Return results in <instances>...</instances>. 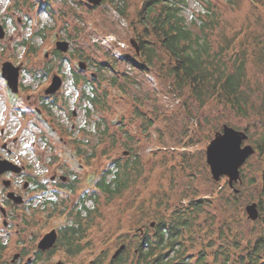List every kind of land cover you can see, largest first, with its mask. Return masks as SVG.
<instances>
[{"label":"rangeland","instance_id":"rangeland-1","mask_svg":"<svg viewBox=\"0 0 264 264\" xmlns=\"http://www.w3.org/2000/svg\"><path fill=\"white\" fill-rule=\"evenodd\" d=\"M38 2L23 0L22 5L21 0H0V20L5 22L9 34L0 42L2 58L13 63L22 60L32 69L40 66V93L50 84L49 77L53 73L61 78L57 98L62 103L52 105L48 112L49 122L55 123L56 130L52 131V123H40V156H32L30 149L31 142H37L36 135L30 131L23 133L30 170L36 173L40 169L42 174V163L45 164L49 158L54 160L60 154L72 156L68 144L59 142V135L69 145L74 137L77 138L73 146L76 151L79 146L86 168L92 169L94 174L97 171V178L102 172H107L110 158L114 156L123 161L138 155L140 170L135 173L129 187L111 201L97 192L98 202L90 205L97 209L87 219V231L83 238L87 246L81 255L64 252L65 245L60 243L52 247V253H41L39 262L53 264L60 259L63 264H89V260L98 258L102 264H109L113 251L122 241L131 240L132 234H139L143 226L148 233L151 230L149 223L157 221L162 214L169 218L174 209L184 207L191 199H207L193 223L197 224L194 236L209 240L208 243L219 251L226 249L229 252L227 264H242L238 255L245 253L242 249L245 243H252L259 235L264 238V208L258 209V217L254 220L248 217L245 209L247 204L259 201L263 157L256 150L241 166L240 179L230 186L225 176L218 181L212 178L205 147L224 123L245 129L249 135L247 142L254 147L256 144L263 145L264 114L253 111L264 106V0L257 3L254 0H213L217 25L209 34L214 47L219 51L220 46L228 45L222 53L225 61L235 53L246 59L245 89L252 105L248 116L244 117L214 100L201 106L186 94L178 97L171 90L169 81L154 68L145 70L127 59L137 54L130 42L135 39L130 27L131 21L136 20L142 0H102L100 5H92L87 0H40V12ZM124 5L125 16H122L116 6ZM204 7L197 0H188L186 17L189 19L196 14L205 16ZM16 18H22L23 25L20 22L17 24ZM29 19H38L40 41L32 33L34 23L29 28L26 26L30 23ZM23 39L29 43L26 48L18 45ZM56 39L69 42L68 50L60 56L54 54ZM45 52L48 54L45 55ZM113 57L117 59L114 61ZM78 60L87 65L83 71L87 77L91 71L96 74L95 87L108 92L107 106L101 112L98 102L95 104L98 110L91 108L90 101L82 99L81 88L74 86L71 71L77 70ZM137 60L140 62V59ZM154 67L158 68V64ZM114 74L120 77L117 81L122 86L119 93L116 86L110 85ZM22 80L31 83L27 75L23 74ZM87 106L89 115L85 111ZM72 108L76 111L74 117ZM100 113L105 115L112 128L116 127L117 121H121L133 140L129 141L124 132L119 131L108 152L107 147L113 137L111 132L107 135L101 133L102 127L98 123ZM41 132L46 133V138L43 137L45 142L41 139ZM128 148H131V154ZM48 169H51L50 165ZM48 211L42 207L28 209V220L20 225L22 231L19 232L18 242L15 236L14 242H7L4 250L0 251V264H33L36 257L33 251L37 250L41 236L54 226H60L63 232L69 218L75 214ZM226 220L230 230L222 231ZM234 238L239 239L237 247L233 245ZM138 239L132 240L134 244L129 245L131 251ZM182 242V248L186 249L189 242L184 238ZM14 248L16 252L25 248V253L19 260L11 262ZM171 252L174 253L172 249ZM176 254L169 258L167 264L178 261ZM26 256L29 259L27 263ZM208 257L207 264H219L223 259L221 254L216 262L211 261L212 255Z\"/></svg>","mask_w":264,"mask_h":264},{"label":"trees","instance_id":"trees-1","mask_svg":"<svg viewBox=\"0 0 264 264\" xmlns=\"http://www.w3.org/2000/svg\"><path fill=\"white\" fill-rule=\"evenodd\" d=\"M197 1L205 6V16L196 14L197 16L191 15L188 19L185 14L188 0H142L141 6L137 11L136 20L131 21L130 27L138 42V55L140 56L138 57L136 54L135 57L127 59L142 69L154 68L160 76L169 81L171 90L178 97H183L186 94L201 106L214 100L218 104L233 110L239 116H248L252 104L245 89L247 84L246 59L244 56L242 59L238 53L231 56L228 61L223 59V50L225 51L228 45L220 46L218 51L214 47L213 40L209 34L217 25V17L213 15L215 12L214 2L213 0ZM254 2L257 3L258 0H254ZM116 8L122 16H125V5L124 7L116 6ZM55 52L56 50L54 54ZM241 54L243 55L244 51ZM55 55L60 56L61 54ZM112 59L116 60L114 57ZM137 59H140V62ZM155 64H158V68L154 67ZM109 66L114 65L110 64ZM116 77L115 74L112 75L110 85L116 86L119 93L122 86L117 84L120 77ZM76 78L80 77L76 76ZM84 88L81 91L82 97L90 101L91 108H97L98 110L95 105L98 102L102 107L100 112L105 109L108 92L96 88L95 85H89V90ZM85 111L86 115H89L88 106ZM253 112L264 114V106ZM98 121L99 126L102 127L101 133L107 135L111 132L110 135L113 137L107 147L108 152L109 150L111 151V145L117 140L116 134L119 131H123V135H126L129 141L133 140L130 133L124 129V124L120 123L121 121H117L114 125L116 127L112 128V124L109 123L103 113H100ZM93 126H96V124ZM261 140L263 145L256 144V148L264 161V134ZM100 141L102 142V139ZM128 151L130 154L132 153L131 148H128ZM75 152L77 154L81 152L78 145ZM102 152L104 153V149ZM138 159V155H133L132 158L127 157L123 161L119 156L110 158L107 169L109 173L107 181H104L105 178L96 184L100 191H104L107 194L108 201L121 195L132 183L135 173L140 172ZM98 196L99 194L94 190L92 198L95 203L98 202ZM203 201H207V199H191L184 207L181 206L174 209L169 214V218L162 214L156 221V232L159 233V236L153 239L146 233V236L142 237L141 241L136 245L140 250L141 257H147L151 251L163 243L162 249H172L174 253H177L178 261L173 264H207L206 259H209V255H212L211 261L216 262L220 254L223 255V259L219 264H227L229 252L226 249L219 251L218 248H213L208 243L209 240L205 241L194 236L197 232V224L194 225L193 223L198 219L197 212L203 207ZM257 206L259 210L264 208V166L261 170ZM96 209L91 208L88 211L90 216ZM52 212H56V208H53L50 213ZM79 216L80 211L77 213V218L73 217L72 222L66 226L67 229L64 231L65 233H70L72 237L83 231L81 219L85 216ZM86 216H89V213ZM210 217V219L214 220L213 216ZM224 222L227 227L223 226V230L221 227L220 229L224 231V229L229 228L230 230L228 221ZM206 232L209 231L207 230ZM182 238H184V241L187 240L189 242V246L186 249L182 248L184 244ZM238 241L239 239L237 238L233 239L235 247H237ZM249 242L243 246L242 249L245 253L238 255V260L242 264H264L263 236L259 235L252 243ZM35 253L36 257L33 260V264H43L39 262L40 252ZM174 253L172 254L173 257H175Z\"/></svg>","mask_w":264,"mask_h":264},{"label":"flooded vegetation","instance_id":"flooded-vegetation-1","mask_svg":"<svg viewBox=\"0 0 264 264\" xmlns=\"http://www.w3.org/2000/svg\"><path fill=\"white\" fill-rule=\"evenodd\" d=\"M38 1L37 7L40 12V0ZM22 2L23 0H21V4ZM8 16L12 17V14H8ZM29 20L30 23H27L26 26L29 28L34 23L31 30H33L34 37H37L40 41V24L38 23V19L37 21L35 19ZM15 21L17 24L21 23L23 25L22 18H16ZM0 25L3 32V36L0 37L1 42L9 34L5 22L0 20ZM28 44L27 40L24 39L18 42V45L24 48ZM7 47L11 48L9 45ZM55 50V54H63V52L58 51L56 48ZM2 57L0 54V251L2 252L4 250L7 242H14L13 236L16 237V241L18 242L19 232L22 231L20 225L28 220V209L34 210L42 207L44 210H49L48 213L53 208H56V212L61 214L67 213L69 215L71 212L75 213L69 218L68 224L72 222L73 217L77 218L78 211H80V216H85L81 219L83 231L74 237L70 233L64 232L68 224L64 226L63 232H61L60 226L51 227V229L56 230L57 234L53 246L64 243V252L71 255H81L84 252V247L87 246L86 240L83 241L86 235L87 219L89 217L86 215L87 213L90 215V212H88L91 209L90 205L92 206L95 203L92 194L95 190L107 198V194L104 191H100L96 184L105 178L104 181H107L108 174L107 172H102L101 177L97 178V171L94 174L92 169L86 168L85 158L80 154L81 152L79 154L75 152L73 141H76L77 138L75 139L74 137L70 141L71 146L61 135L58 137L59 142L68 144L72 156L60 154L54 160H52L53 158H49L45 164L42 163V167H44L42 174H40V169L36 173L30 170L27 160L29 155L23 133L25 134L30 131L31 134L36 135L37 142L32 141L30 149L32 150V156H40V123L44 121L50 123L48 112L51 110L52 105H56L59 102L62 103L57 98V93L60 88L50 94L45 93V88H43L40 93V66L32 69L22 60L13 63ZM79 61L76 63L77 70L72 69L71 75L75 79L74 86L79 89L81 88L82 91L84 87L86 89L89 85H95L97 77L92 71L89 72L87 77V73H83L87 69V65L84 68H80L78 66ZM6 63H10L12 72L14 70L17 71L16 80L9 79L6 75ZM23 74L29 77L31 83L22 80ZM46 75L48 76V74ZM51 76L49 77V81L51 80ZM76 76L80 78H76ZM34 87L37 89L34 90ZM82 99L86 100L85 97H82ZM71 114L73 117L76 116L74 108H72ZM51 123L53 125L55 124L53 122ZM71 126L73 127V124ZM52 129V131L56 130V126H52ZM43 137L46 138L45 132H41V139L45 142V138ZM49 165L51 169H48ZM47 172L48 175H46ZM45 176H48L47 179H45ZM156 224V221H153L148 225V228L151 230L147 234L153 239L159 236V233L156 232ZM139 230V234H132V237L130 236L131 240L127 242L122 241L113 251L109 259V264H167L169 258H173H171L172 252L170 254V249L161 248L163 243L159 244L147 257H141L140 250L137 246L131 251L129 245L131 243L134 244L132 240L134 241L139 237V243L142 237L146 236L145 226ZM2 240L4 241L2 242ZM13 245L14 247L17 246V244ZM121 245H123V248L119 250ZM52 247L46 250H41L37 247V250L33 252L40 251V254H44L45 252L50 254L54 251ZM24 253L25 248H22L20 252H16L15 250L11 262L19 260ZM28 260V256H26V263ZM53 264H63V262L60 259H56ZM89 264H102V260L98 258L89 260Z\"/></svg>","mask_w":264,"mask_h":264},{"label":"water","instance_id":"water-1","mask_svg":"<svg viewBox=\"0 0 264 264\" xmlns=\"http://www.w3.org/2000/svg\"><path fill=\"white\" fill-rule=\"evenodd\" d=\"M92 5H100L102 0H87ZM0 25V37L3 32ZM133 45L137 54H139V46L136 39H132ZM55 48L58 51L65 52L69 48L67 40L57 39L55 41ZM48 53L46 52L45 55ZM10 63H6L5 73L9 79L16 80L17 71L10 69ZM78 66L84 68L86 66L84 61H79ZM61 83V78L57 73L51 76L50 84L45 88V93L50 94L55 92ZM15 84V82H14ZM248 133L245 129L240 130L226 123L222 124L221 130L214 133V136L208 141L205 147L206 162L209 165L210 173L215 181L220 177L225 176L228 179V184L233 185V182L240 179V168L245 161L256 152V148L249 142ZM248 217L252 220L258 217L257 202L253 201L245 206ZM56 230L51 229L50 232L45 233L38 241L37 247L41 250L49 249L54 245L56 240ZM123 245L119 247V250ZM118 250V251H119Z\"/></svg>","mask_w":264,"mask_h":264}]
</instances>
